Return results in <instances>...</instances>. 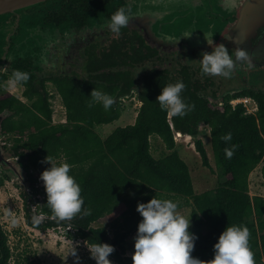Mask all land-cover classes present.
I'll use <instances>...</instances> for the list:
<instances>
[{"label":"trees","instance_id":"trees-1","mask_svg":"<svg viewBox=\"0 0 264 264\" xmlns=\"http://www.w3.org/2000/svg\"><path fill=\"white\" fill-rule=\"evenodd\" d=\"M168 83L152 82L140 93L144 105L134 125L114 130L106 139L97 132L99 126L117 122L122 110L112 105L105 110L100 104H92L91 92L96 88L104 93L116 94V88H108L100 82L72 86L59 85L63 105L66 109L65 124H53L54 110L48 100L36 101L21 124H6L3 136L8 137L19 129L27 135V145L5 147L9 158H19L28 188L21 185L27 224L37 230L64 228L74 235L70 237L92 244L107 243L115 251L109 257L117 264H133L126 256L128 238L138 231L142 216L137 212L139 203L152 198L181 200L178 210L191 206L193 227L189 230L198 236L192 256L202 261L214 259V245L227 226L243 225L250 231L249 246L256 264H264V198L251 197L249 178L263 164L264 174V90H250L230 96L222 101L203 97L197 85L187 86L182 93L185 102L194 109L184 117H172L171 121L157 101ZM260 88V87H259ZM251 98L258 107L253 114L247 113L244 104L232 106L231 101ZM27 120V121H26ZM210 129L211 144L216 167L224 182L215 189L196 194L188 164L182 159L175 142V134L195 140L196 151L204 167L213 170L200 136V126ZM232 134V140L222 137ZM160 138L167 154L155 158L151 139ZM237 148L231 159L226 158L225 148ZM59 165H71L70 174L82 188L84 207L90 215H78L71 220H60L44 201L38 210L47 217L48 223L36 224L33 207L37 206L38 177L46 157ZM45 169V170H46ZM34 171H41L36 177ZM223 173V174H222ZM8 177V176H7ZM9 178V177H8ZM30 190V192H28ZM43 199H41L42 201ZM109 218L113 232L104 227L95 228L103 218ZM8 234L0 224V264H9L12 259Z\"/></svg>","mask_w":264,"mask_h":264},{"label":"flooded vegetation","instance_id":"flooded-vegetation-1","mask_svg":"<svg viewBox=\"0 0 264 264\" xmlns=\"http://www.w3.org/2000/svg\"><path fill=\"white\" fill-rule=\"evenodd\" d=\"M182 2L194 12L204 8L197 13L217 21L219 28L222 23L219 44H225L233 58L236 49L247 50L251 67L244 64V68L256 71L244 78L238 64L229 79L203 75L202 54L215 47L194 44L183 37L188 32L183 29L176 31L180 34L166 33L173 32L170 27L180 16L173 15V9L160 8ZM122 7L131 19L116 35L107 24ZM15 70L29 73L30 79L13 88L8 81ZM262 71L264 0H47L0 20V115H6L0 139L3 148L15 147L18 141L27 145L31 131L22 134L19 128L5 137L6 124L20 126L36 101L48 100L52 105L54 97L63 103L59 85L100 82L116 88V94L107 93L115 106L123 110L128 103L134 108L139 104L138 116L144 105L139 92L152 82L183 81L188 87L197 85L203 97L224 100L256 90L254 75ZM53 124H60L54 114ZM120 127L126 126L116 125L114 130ZM46 223L47 219L41 224Z\"/></svg>","mask_w":264,"mask_h":264},{"label":"clouds","instance_id":"clouds-1","mask_svg":"<svg viewBox=\"0 0 264 264\" xmlns=\"http://www.w3.org/2000/svg\"><path fill=\"white\" fill-rule=\"evenodd\" d=\"M130 19V13L122 7L111 16L107 28L119 35L121 29L128 26ZM192 33H186L183 37H191ZM167 39L172 42L171 37ZM207 42L209 44L208 39ZM200 62L203 75L219 76L225 79L231 78L238 64H247L251 67L250 57L246 50L236 49L233 58L228 47L223 43L217 45L211 52H204ZM29 79V73L15 70L8 85L14 88L18 84L27 83ZM185 88L183 81H177L164 87L157 97L161 110L165 111L168 116L184 117L194 109V105L187 104L182 96ZM90 97L92 102L89 107L92 104H100L108 110L115 103L110 94L96 88L91 92ZM249 99L252 100L241 98L232 100V102L245 103L244 106L249 113L248 110L257 106L252 100V108H248ZM222 139L229 142L232 140V134L227 133ZM236 148V145L225 148L227 159L233 157ZM44 162L51 164L50 168L42 172L40 179L44 183L47 206L52 213L60 220H71L78 215H90V210L84 207L82 188L75 177L70 174L71 165L68 163L57 165L49 156ZM178 207L177 202L171 199L156 198V196L147 203L138 204L136 210L143 219L138 225L135 237L133 264H256L254 253L249 246L250 231L247 226L243 225L227 226L214 245L213 260L206 262L193 257L192 252L198 236L189 231L191 219L181 215ZM34 222L40 223L38 219ZM89 250L96 264H111L109 256L114 253V246L97 243L92 244ZM71 254L75 256V250Z\"/></svg>","mask_w":264,"mask_h":264},{"label":"rangeland","instance_id":"rangeland-1","mask_svg":"<svg viewBox=\"0 0 264 264\" xmlns=\"http://www.w3.org/2000/svg\"><path fill=\"white\" fill-rule=\"evenodd\" d=\"M160 9L166 11L173 9L175 12L173 15L180 16L177 19L176 25L170 27L173 32H166L168 34L182 33L176 32L178 29L188 31L186 33H196L198 31L204 32L202 30L217 32L222 29V23H220L219 28L217 21L213 22L212 20L204 17L202 14L197 13L204 8L194 12L190 7L187 6V4L182 2L177 3L174 6L168 7L167 5L166 8L162 7ZM217 45H219V42L209 39V44L208 42L203 43L202 46L206 48H214ZM247 53L249 54L248 51ZM242 69L245 73L244 78L249 77L252 72L256 71L249 70L250 68L244 67H242ZM254 86L258 87L257 89L264 90V71L254 75ZM52 102L53 103L51 107L54 110V119L56 122L62 123L63 119H66V109L60 98L52 97ZM218 102L220 103L219 106H222V101L218 100ZM237 102L238 101H234L231 104L237 105L239 104ZM247 104L248 108H252L251 105L253 104V101L249 99ZM131 105V103H128L123 108L121 118L117 122L108 126H99L97 128V132L102 136L103 139H106L111 134V132H113L116 125L128 126L135 124L137 117L135 111L136 108L140 107V105L136 104L135 108ZM169 120L171 121L170 116ZM200 130L203 132V134L200 136V139H202L205 143L213 170L203 166L201 156L196 151L195 140L193 138L188 136L180 137L181 135L175 134L177 149L182 159H184L191 170L195 192L198 195L211 191L212 189H215L219 183L224 182L223 176L221 175L220 171H218L216 162L214 160L210 129L205 125H201ZM151 144L152 153L155 158L159 159L168 153L165 144L160 138L153 137L151 139ZM262 168L263 164H260L250 175L249 191L251 197L259 196L264 198V174L262 172ZM45 169L46 166L42 167V170L45 171ZM39 173L41 174V171H34L33 174L38 177ZM23 176L25 178L24 184H20L12 176H10L5 169H0V224L8 234L9 246L13 254L9 264H96V261L91 256L89 250L90 247L82 240L70 237V234L74 235L70 230L56 228L41 231L34 229L27 224L24 200L21 196V189L18 188V185H21L25 189L28 188L24 172ZM38 178V183L36 185L39 187L37 189L38 192H36L38 203L36 207H33V212L34 209H36V212L39 214V216H42V213L38 210V207L39 205H42V203H39L44 201L43 197L46 191L44 192L45 187L43 181L40 179V177ZM28 192H30V190H28ZM41 199L43 200L41 201ZM175 202L178 204L183 203L181 200H175ZM192 211L193 209L190 205H184V208L178 210L181 215L188 219H191ZM110 224V219L105 217L93 226L95 228H106L109 230L112 237L113 232L111 230ZM192 227L193 222L191 219L190 229ZM137 232L128 238V251L126 256L131 258L135 252L134 244ZM74 250L76 252L75 256L71 254ZM109 260L111 261V264H117V262H115L110 257Z\"/></svg>","mask_w":264,"mask_h":264},{"label":"water","instance_id":"water-1","mask_svg":"<svg viewBox=\"0 0 264 264\" xmlns=\"http://www.w3.org/2000/svg\"><path fill=\"white\" fill-rule=\"evenodd\" d=\"M47 0H0V20L6 19L11 15L17 14L23 10H27L33 7H36ZM190 33V32H189ZM191 41L200 46L203 43H207V39H212L215 42H221V35L219 32H196L192 33L191 37H188ZM232 38V36L230 37ZM237 42V41H236ZM240 46H242V42L238 41ZM244 67V64H240ZM6 119V115H0V137L2 134V123ZM181 134V133H180ZM183 135V134H181ZM0 169H5L7 173L12 176L16 181L20 184H24L25 178L23 176V168L17 162H14L13 159L8 158L5 149L2 146V141L0 139ZM34 215L40 221L46 220V216H39L34 209Z\"/></svg>","mask_w":264,"mask_h":264},{"label":"built area","instance_id":"built-area-1","mask_svg":"<svg viewBox=\"0 0 264 264\" xmlns=\"http://www.w3.org/2000/svg\"><path fill=\"white\" fill-rule=\"evenodd\" d=\"M244 104H245V103H244ZM232 105H233V104H232ZM233 106H236V104L233 105ZM257 110H258V108H257V106L255 105L251 110H248V112H249V113H256ZM3 145H4V144H3ZM13 160L18 161L19 159H18V158H15V159H13ZM36 188L38 189L39 187L36 186Z\"/></svg>","mask_w":264,"mask_h":264},{"label":"crops","instance_id":"crops-1","mask_svg":"<svg viewBox=\"0 0 264 264\" xmlns=\"http://www.w3.org/2000/svg\"><path fill=\"white\" fill-rule=\"evenodd\" d=\"M67 122V120L65 119H63V121H62V123H60V124H65ZM59 123V122H58ZM111 125V124H110ZM108 126V125H107ZM112 133V132H111ZM182 137V136H181Z\"/></svg>","mask_w":264,"mask_h":264},{"label":"bare ground","instance_id":"bare-ground-1","mask_svg":"<svg viewBox=\"0 0 264 264\" xmlns=\"http://www.w3.org/2000/svg\"><path fill=\"white\" fill-rule=\"evenodd\" d=\"M180 135H181V134H180ZM181 136H182V135H181ZM181 136H180V137H181ZM186 138H187V137H186ZM189 140H190V139H189Z\"/></svg>","mask_w":264,"mask_h":264}]
</instances>
